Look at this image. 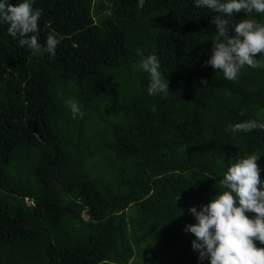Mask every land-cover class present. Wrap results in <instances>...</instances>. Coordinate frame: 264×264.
Here are the masks:
<instances>
[{
    "label": "trees",
    "instance_id": "obj_1",
    "mask_svg": "<svg viewBox=\"0 0 264 264\" xmlns=\"http://www.w3.org/2000/svg\"><path fill=\"white\" fill-rule=\"evenodd\" d=\"M33 8L41 45L60 43L34 54L0 23V264H209L188 210L223 190L229 160L260 155L264 181V130L229 129L264 123V67L229 81L207 65L216 14L194 0ZM225 18L264 24L254 11ZM141 54L157 57L168 93L149 95Z\"/></svg>",
    "mask_w": 264,
    "mask_h": 264
},
{
    "label": "clouds",
    "instance_id": "obj_2",
    "mask_svg": "<svg viewBox=\"0 0 264 264\" xmlns=\"http://www.w3.org/2000/svg\"><path fill=\"white\" fill-rule=\"evenodd\" d=\"M33 2L21 0L13 5L9 0H0V23L8 25L10 36L19 37L21 47L27 46L34 54L54 56L60 41L55 34H49L45 44L41 45L38 25L42 9H34ZM194 4L216 14L212 23L217 39L212 43V55L207 65L222 72L229 81H235L245 66L264 67V62L256 59L259 54H264V24L250 18L232 23L225 18L241 12L264 14V0H194ZM229 30L234 33L231 37ZM141 57L133 68L149 74V95L168 93V82L159 71L157 57L149 55L145 58L142 54ZM65 103L73 118L83 117L77 101ZM229 129L233 133H247L264 130V123L248 120L229 125ZM259 158L260 155L254 153L235 162L229 160L227 171L220 180L223 190L199 211L195 207L188 210L196 223L186 225L185 231L195 237L191 247L198 252L200 260L207 259L209 264H264V247L257 246V242L264 245V181L260 179ZM247 213L254 216L249 218ZM100 264L111 262L103 260Z\"/></svg>",
    "mask_w": 264,
    "mask_h": 264
}]
</instances>
